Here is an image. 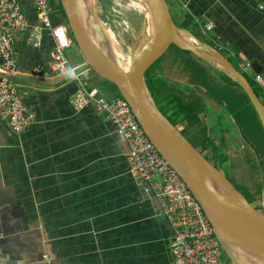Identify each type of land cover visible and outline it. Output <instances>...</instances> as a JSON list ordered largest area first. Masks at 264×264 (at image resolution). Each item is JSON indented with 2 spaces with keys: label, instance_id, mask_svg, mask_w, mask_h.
Wrapping results in <instances>:
<instances>
[{
  "label": "crops",
  "instance_id": "1",
  "mask_svg": "<svg viewBox=\"0 0 264 264\" xmlns=\"http://www.w3.org/2000/svg\"><path fill=\"white\" fill-rule=\"evenodd\" d=\"M21 3L30 25L39 24L32 0ZM51 4L53 20L67 24L59 0ZM175 4L171 13L177 25L203 41L202 47L222 50L246 75L255 72L244 67L259 60L264 77V0ZM29 32L17 36V72L11 78L30 124L16 132L0 116V231L4 227L10 234L15 261L168 264L172 231L149 184H138L129 172L127 140L94 104L77 108L73 103L84 86L107 99L119 96L118 89L88 68L75 44L67 54L84 74L79 79L52 74L46 65L53 37L45 32L35 47ZM184 63L179 52L158 66L157 77L168 78L172 88L158 99L187 139L225 168L229 160L222 156L244 148L246 139L226 100L190 79ZM37 66L43 70L36 72ZM256 198L257 204L264 200V185Z\"/></svg>",
  "mask_w": 264,
  "mask_h": 264
},
{
  "label": "water",
  "instance_id": "2",
  "mask_svg": "<svg viewBox=\"0 0 264 264\" xmlns=\"http://www.w3.org/2000/svg\"><path fill=\"white\" fill-rule=\"evenodd\" d=\"M59 1L65 14L69 35L85 59L86 65L98 76L113 83L120 96L129 103L151 143L181 176L201 204L229 261L232 264H240L228 248L226 238L252 250L264 252V210L251 203L224 171L195 147L159 108L148 89L146 72L172 44L188 50L236 81L250 99L264 128V103L250 80L220 50L181 42V31L187 30L177 25L167 0H147L155 14L156 30L141 48L136 49L137 55L127 73L113 62L97 42L95 34L98 31H91L87 26L80 0ZM95 10L97 23L99 19ZM200 43L204 44L203 41ZM136 50L132 52L135 54ZM249 66L257 74L263 71L259 60H252ZM103 114L107 116L106 112ZM207 175L214 178L215 185L209 182ZM10 237L3 227L0 231V264H26L15 261L14 253L8 247Z\"/></svg>",
  "mask_w": 264,
  "mask_h": 264
},
{
  "label": "built area",
  "instance_id": "3",
  "mask_svg": "<svg viewBox=\"0 0 264 264\" xmlns=\"http://www.w3.org/2000/svg\"><path fill=\"white\" fill-rule=\"evenodd\" d=\"M32 4L39 22L33 27L21 0H0V116L16 132L25 131L30 124L27 106L11 78L17 72L19 34L30 31L29 39L35 47L41 46L45 32L53 37L54 47L46 65L52 74H69L76 79L84 74L67 54L74 42L68 25L53 20L51 0H32ZM211 27L210 22L208 29ZM42 70V66L35 67L36 72ZM243 71L250 73V66H245ZM251 77L264 92L262 74H251ZM262 101L264 103V96ZM73 103L77 108L94 104L100 113L106 112L116 130L127 140L126 160L130 174L138 184H149L160 202L161 214L172 229L168 264H232L226 259L201 204L151 143L129 103L120 95L113 99L101 97L95 88L86 86L78 90Z\"/></svg>",
  "mask_w": 264,
  "mask_h": 264
},
{
  "label": "trees",
  "instance_id": "4",
  "mask_svg": "<svg viewBox=\"0 0 264 264\" xmlns=\"http://www.w3.org/2000/svg\"><path fill=\"white\" fill-rule=\"evenodd\" d=\"M59 6L61 7L60 1ZM172 46L181 52V61H185L184 65L189 69V73L191 74L190 79H194L206 92H210L214 96L217 95L218 97L216 98L218 100H226L230 110L235 114L242 134L246 139L244 148L231 153L227 157L225 155L222 156V160H229V171L233 169L232 166L238 170L236 176H232L229 173L232 177V179L230 177L229 179L253 203L256 200V194L263 192L264 128L250 99L236 81L223 71L198 58L188 50L181 49L175 44H172ZM214 70L222 75L220 79L216 77L215 72H213ZM152 71L146 72V82L152 97L161 109L158 104L161 100L158 99V96L161 94V91H166V95L171 94L172 88ZM245 76L250 80L258 96L263 100V96L260 95L256 83L248 75L245 74ZM161 110L163 111V109ZM167 116L174 123L175 119L171 115V117ZM255 206L257 207V205Z\"/></svg>",
  "mask_w": 264,
  "mask_h": 264
},
{
  "label": "rangeland",
  "instance_id": "5",
  "mask_svg": "<svg viewBox=\"0 0 264 264\" xmlns=\"http://www.w3.org/2000/svg\"><path fill=\"white\" fill-rule=\"evenodd\" d=\"M96 1L97 2H96L95 12L97 18L106 27H109L111 30L114 31L116 37L123 45L125 51L127 50L134 51L136 49L141 48V46L150 38V36L146 32L144 13L141 10V8H138L137 5L134 4L138 2V0H96ZM167 1L170 5L171 11H173V9L177 6L175 4V0H167ZM61 8L62 6L60 7V10L64 14L63 9ZM179 52L180 51L176 47L174 46L170 47L168 51L149 68L148 72L152 70H154L152 72H156L158 66H161L165 62L166 58H171L172 60H174ZM235 65L239 68L236 62ZM213 72H215L217 78L220 79L222 77V75L217 71L214 70ZM247 75L252 79L251 75L249 74ZM162 80L165 82L169 81L168 78H162ZM257 89L260 95H262V91L259 88ZM158 104L160 105L161 109H163V111L167 115H169L164 104L161 103L160 101L158 102ZM169 117L171 116L169 115ZM209 158L211 159L210 161L212 162L213 161L212 156L209 155ZM214 164L220 168L219 164L217 163ZM232 167L233 169L229 171L230 163L228 162L225 168L221 166L220 169L224 171V173L227 175L228 178L230 177L232 179L231 175L236 176V174H238V170L234 166ZM256 200L253 201V203L255 205H258L257 208L260 207L259 208L260 210H264V200H261V202H258V204L256 203ZM226 259L228 260L227 257Z\"/></svg>",
  "mask_w": 264,
  "mask_h": 264
},
{
  "label": "bare ground",
  "instance_id": "6",
  "mask_svg": "<svg viewBox=\"0 0 264 264\" xmlns=\"http://www.w3.org/2000/svg\"><path fill=\"white\" fill-rule=\"evenodd\" d=\"M96 0H80L81 10L84 16V19L87 23L89 29L97 30L98 33L95 34L97 42L107 53V55L113 60V62L125 73L128 72L129 67L131 66L133 58L137 55V50L135 54L132 50L125 51L123 45L116 37L113 30L109 27H106L103 23L97 21L95 22L94 9H96ZM138 8L144 13L145 16V25L146 32L151 37L156 30V19L153 9L147 0H138L134 3ZM121 38V37H120ZM181 42L189 45H195L202 47V44L199 43L198 39L195 38L188 31H181ZM220 67H223L219 64ZM207 179L211 184L215 185V180L211 175H207ZM228 248L231 250L232 255L236 258L237 262L240 264H264V252L258 250H252L247 246L236 243L231 239L226 238Z\"/></svg>",
  "mask_w": 264,
  "mask_h": 264
}]
</instances>
